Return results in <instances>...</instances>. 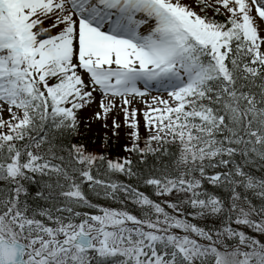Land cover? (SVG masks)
<instances>
[{
  "label": "snow or ice",
  "instance_id": "snow-or-ice-1",
  "mask_svg": "<svg viewBox=\"0 0 264 264\" xmlns=\"http://www.w3.org/2000/svg\"><path fill=\"white\" fill-rule=\"evenodd\" d=\"M0 264H264V0H0Z\"/></svg>",
  "mask_w": 264,
  "mask_h": 264
}]
</instances>
